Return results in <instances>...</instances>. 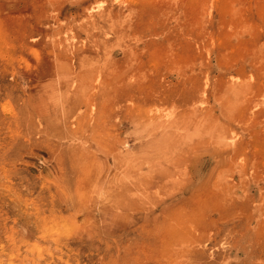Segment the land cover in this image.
Here are the masks:
<instances>
[{"label": "rangeland", "instance_id": "1", "mask_svg": "<svg viewBox=\"0 0 264 264\" xmlns=\"http://www.w3.org/2000/svg\"><path fill=\"white\" fill-rule=\"evenodd\" d=\"M246 263L264 0H0V264Z\"/></svg>", "mask_w": 264, "mask_h": 264}, {"label": "bare ground", "instance_id": "2", "mask_svg": "<svg viewBox=\"0 0 264 264\" xmlns=\"http://www.w3.org/2000/svg\"><path fill=\"white\" fill-rule=\"evenodd\" d=\"M182 124V123H181ZM187 250V249H186ZM240 250V249H239ZM192 253V252H191ZM249 254V253H248ZM213 255V254H212ZM230 255V254H229ZM250 260V259H249ZM240 263V262H239ZM247 264V263H246Z\"/></svg>", "mask_w": 264, "mask_h": 264}]
</instances>
